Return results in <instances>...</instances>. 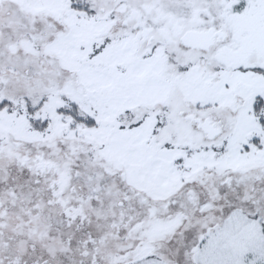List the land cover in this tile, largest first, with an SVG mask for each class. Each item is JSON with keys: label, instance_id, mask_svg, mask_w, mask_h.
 <instances>
[{"label": "snow or ice", "instance_id": "1", "mask_svg": "<svg viewBox=\"0 0 264 264\" xmlns=\"http://www.w3.org/2000/svg\"><path fill=\"white\" fill-rule=\"evenodd\" d=\"M0 264H264V0H0Z\"/></svg>", "mask_w": 264, "mask_h": 264}]
</instances>
